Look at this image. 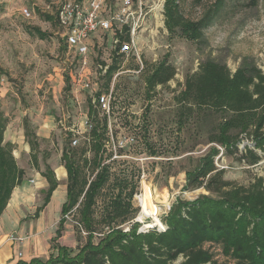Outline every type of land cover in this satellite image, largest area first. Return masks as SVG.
Wrapping results in <instances>:
<instances>
[{
	"label": "trees",
	"instance_id": "16d2710c",
	"mask_svg": "<svg viewBox=\"0 0 264 264\" xmlns=\"http://www.w3.org/2000/svg\"><path fill=\"white\" fill-rule=\"evenodd\" d=\"M182 1L165 0V27L171 36L199 42L226 0H217L214 8L198 20L184 17ZM47 18L52 20L53 16ZM55 20L58 22L57 17ZM33 30L46 36L39 27ZM116 68V61L109 66L103 91H109ZM175 74L176 68L167 58L147 65L143 73L147 96L151 98L157 87L167 85ZM70 85L68 75L67 87ZM172 99L179 129L192 125L202 132L208 127L206 143L210 146L196 158L189 157L193 166L184 170L185 190L204 188L208 193L193 200L178 197L161 218L164 231L154 228L139 232L138 222L124 230L122 225L133 220L138 211L133 205L137 184H131L127 174H117L110 163H105L110 133L108 115L99 116L100 106L90 96L87 140L74 146L73 134L69 132L62 150L67 199L52 239L54 252L48 259L34 258L17 264H173L180 257V264H221L213 246H219L221 253L237 264H264V176L255 175L243 184L227 178L225 170L229 167L220 168L216 163L220 154L219 163L231 154H236L244 167L263 161L264 71L251 56H244L235 71L225 61L207 58L186 75ZM7 124L8 118L0 110V213L24 174L13 155V145L4 143ZM25 136L32 164L40 168L36 152L39 142L27 123ZM245 137L253 145L245 144L242 149L240 143ZM146 144L155 154L156 150ZM42 174L49 184L44 198L48 203L59 181L48 163ZM106 189L110 190L104 193ZM103 195L107 198L98 217L95 208ZM73 209L79 216L78 239L84 238L76 248L58 241L66 215Z\"/></svg>",
	"mask_w": 264,
	"mask_h": 264
},
{
	"label": "rangeland",
	"instance_id": "374dc122",
	"mask_svg": "<svg viewBox=\"0 0 264 264\" xmlns=\"http://www.w3.org/2000/svg\"><path fill=\"white\" fill-rule=\"evenodd\" d=\"M59 1L0 0V110L8 118L7 127H20L25 131V124L29 125L39 142L38 157L43 162L47 156L53 168L63 165L61 155L69 132L78 139L74 146L87 140L86 133L91 126L87 115L88 101L90 96H95L93 91L67 87L75 53L66 48L60 25L55 20ZM216 1L183 0L180 9L185 18L198 20L214 8ZM162 3L165 0H145L149 7ZM24 7L31 11V17L21 14ZM152 13L148 14L140 33L141 70L136 56L117 55L105 45L107 37L112 36L111 31H102L104 35L97 32L92 38L96 46L91 58L103 56L109 65L116 61L110 114L102 107L99 111L100 117L108 115L110 128L105 163L112 165L113 172L127 174L131 184H137L133 199L134 208L138 210L135 218L145 223L153 220L139 217L142 208L137 197L143 194L144 185L152 190L161 222L167 206L178 197L193 200L208 193L204 188L184 189V170L193 166L189 157L196 158L210 146L206 143L208 127L201 132L196 126L179 129L176 124L177 108L172 97L186 75L197 70L200 62L207 58L225 61L235 71L244 56L253 57L264 71V0H226L204 29V37L199 42L169 35L163 22L164 13L163 21L160 15L154 18ZM47 15H52L53 19H48ZM34 27H39L46 36L41 37ZM164 58L175 66L176 74L167 85L158 86L149 98L143 79L144 69ZM98 84L104 90L105 78ZM39 131L48 137L38 136ZM146 142L156 150L155 154ZM245 144L252 146L253 142L245 137L240 147L243 149ZM88 155L90 157L91 153ZM237 158L236 154H231L224 159V164L229 167L225 170L227 178L248 184L255 175L264 176V153L263 161L255 166H241ZM105 197L107 195L98 199L95 208L98 217ZM66 216L65 228L58 241L76 248L84 242V238L79 240L77 236L79 216L76 209ZM60 217L61 214L53 220L51 230H56ZM130 222L122 225L124 230L130 229ZM81 234L86 236L85 232ZM213 250L221 264H237L224 256L219 246H213ZM181 261L182 257L173 264Z\"/></svg>",
	"mask_w": 264,
	"mask_h": 264
},
{
	"label": "built area",
	"instance_id": "2783aa9c",
	"mask_svg": "<svg viewBox=\"0 0 264 264\" xmlns=\"http://www.w3.org/2000/svg\"><path fill=\"white\" fill-rule=\"evenodd\" d=\"M20 12L27 18L32 15L26 7L22 8ZM150 12H153L154 18L160 15L163 21L164 3L150 7L145 4V0H61L58 3L56 17L60 25L61 36L68 51L73 50L75 53L73 65L71 64L73 68L68 72L72 88L77 91L81 89L95 92L92 102L102 107L107 114H110L112 107L113 85H110L109 91L106 92L102 90L101 85L99 86L98 81L105 78L110 65L103 56L95 57V60L91 59L93 48L96 46L93 44L92 38L97 32L111 31L112 36L111 38L106 36L105 45L117 55L136 56L140 60L139 70H141L143 63L140 55V33ZM126 36L128 39H123ZM153 44L155 45L154 41ZM77 141V137L73 138L72 144H76ZM220 149L222 150L221 147ZM221 155L217 157L216 163L220 168H227L224 160L218 162ZM137 199L142 208L140 196ZM171 206L172 204L167 206L165 214L168 213ZM141 214L142 212L140 216ZM146 217L152 218L153 216ZM137 221L140 224L139 232H147L154 228L159 231L166 229L160 219L158 224H152L134 218L130 224ZM11 239L22 240L21 237L14 235L11 236Z\"/></svg>",
	"mask_w": 264,
	"mask_h": 264
},
{
	"label": "crops",
	"instance_id": "0c3cea01",
	"mask_svg": "<svg viewBox=\"0 0 264 264\" xmlns=\"http://www.w3.org/2000/svg\"><path fill=\"white\" fill-rule=\"evenodd\" d=\"M24 132L23 128L12 126L4 131V143L13 145V155L24 174L0 213V264L29 262L34 258L48 259L54 252L52 239L58 228L51 230L52 222L61 214L62 205L67 199V171L62 164H58L53 169L59 185L45 203L49 184L42 172L49 161L47 156L43 162L38 157L40 168L33 166L30 144ZM37 135L48 137L43 131ZM12 235L22 240L11 239Z\"/></svg>",
	"mask_w": 264,
	"mask_h": 264
},
{
	"label": "bare ground",
	"instance_id": "6f19581e",
	"mask_svg": "<svg viewBox=\"0 0 264 264\" xmlns=\"http://www.w3.org/2000/svg\"><path fill=\"white\" fill-rule=\"evenodd\" d=\"M141 205H142V214L141 218L146 216H153L152 224H158V211L159 208L154 204V198L151 188L148 185H144V192L140 196Z\"/></svg>",
	"mask_w": 264,
	"mask_h": 264
}]
</instances>
